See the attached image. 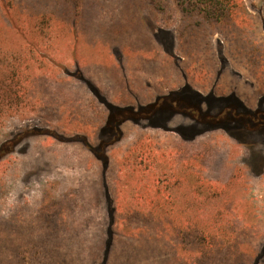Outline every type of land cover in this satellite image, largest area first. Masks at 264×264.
<instances>
[{
	"label": "rangeland",
	"instance_id": "rangeland-1",
	"mask_svg": "<svg viewBox=\"0 0 264 264\" xmlns=\"http://www.w3.org/2000/svg\"><path fill=\"white\" fill-rule=\"evenodd\" d=\"M73 1L79 6L72 8ZM244 2L261 30L264 0ZM161 4L165 9L156 11ZM180 21L176 0H0V99L12 89L29 100L28 108L15 103L16 113L0 118V145L24 130L93 139L103 126L98 100L61 64L72 74L80 67L111 104H127L132 93L142 98L156 83V74L141 68L153 66L142 55L170 41ZM213 39L224 43L219 35ZM158 63L170 76L157 85L177 86L173 62ZM157 85L154 92L161 90ZM140 132L146 134L132 151ZM126 136L105 171L81 144L48 138L32 140L27 154L0 165V264H264V169L257 151L220 132L189 143L175 132L129 125ZM184 163L198 164L216 187L200 185L198 204L191 181L169 187L171 203L191 207L184 220H196L195 240L178 236L186 224L164 229L146 219L154 179ZM151 232L161 237L141 238ZM204 234L207 240L198 244ZM109 238L114 246L104 262Z\"/></svg>",
	"mask_w": 264,
	"mask_h": 264
},
{
	"label": "trees",
	"instance_id": "trees-1",
	"mask_svg": "<svg viewBox=\"0 0 264 264\" xmlns=\"http://www.w3.org/2000/svg\"><path fill=\"white\" fill-rule=\"evenodd\" d=\"M176 3L181 21L175 33H170L171 39L165 42L164 47L167 59L181 73L177 86L158 90L149 102L132 93V103L113 105L106 92L86 77L80 67L72 74L61 64L62 71L75 78L98 100L103 126L98 127L93 139L89 134L79 133L73 136H67L66 133L61 138L58 132L48 129L37 133L20 131L1 143L0 165L16 156L27 154L32 140L48 138L58 143L81 144L105 171L114 149L126 139L129 125L152 132H175L183 142L189 143L202 135L220 132L239 146L252 152L257 151L260 155L259 163L262 161L264 164V36L260 37V33L264 32V19L261 20L263 28L260 30L258 19L250 14L244 0H176ZM71 6L75 8L79 5L73 1ZM164 9L162 4L155 7L158 12ZM152 18L158 22L157 14ZM215 34L224 43L216 42L214 46L211 42ZM179 56H184L186 60H180ZM40 57L45 59L44 55ZM194 61L200 65L192 72ZM237 68H244L250 78V83L243 88L238 80L241 73ZM257 83L258 87H262L260 92H257ZM10 97L0 99V103L6 100L9 103L7 108L0 107V118L13 116L17 111L13 107L15 103L24 108L29 107L24 92L16 93L11 89ZM145 134L140 132L133 142L132 151L137 150ZM259 163H254V166L258 168ZM198 167L195 163V168H187L184 163L182 170L174 169L164 180L159 179L157 174L152 175L158 177L150 186L154 193L148 205L151 218L146 219L149 223H160L164 229L172 224H186L188 226L184 229H177L178 236L184 233L183 239L189 240L193 235L192 239L195 240L197 234L190 231V228L196 220H184L191 212V207L187 205L182 208L171 203L169 187L173 188L180 182L187 185L191 181L193 201L198 204L200 185L211 192L216 190L215 185L209 183L203 170ZM258 174H261L260 171ZM151 235L141 238L147 241L161 237L155 232H151ZM200 235L199 238L197 236L198 244L200 240L204 244L207 237L204 234L200 239ZM161 244L162 241L158 245ZM113 246L114 240L109 238L104 262L108 261Z\"/></svg>",
	"mask_w": 264,
	"mask_h": 264
},
{
	"label": "crops",
	"instance_id": "crops-1",
	"mask_svg": "<svg viewBox=\"0 0 264 264\" xmlns=\"http://www.w3.org/2000/svg\"><path fill=\"white\" fill-rule=\"evenodd\" d=\"M250 12V11H249ZM252 13H256V11H251ZM218 34H215L214 35V37H216ZM264 36V32L262 31L261 33H260V37H263ZM213 45H214V43H216V41L213 39L212 40V42H211ZM226 43V42H225ZM164 44L165 43H160V45H162V48L161 49H158L157 51H149V50H147V52H146V54H144V55H142V60H143V63L144 62H151V64L154 66H143V67H141V68H143V70L144 71H147V70H151L152 72V74H153V72L156 74V78L157 79H155L154 77H153V75H152V77H153V79H155V81H156V83H153V84H151L150 85V87L148 88H145L146 90H145V92H144V95L143 96H141L142 97V99H144V100H146V101H151V99H153L156 95H157V92H154L153 91V88L154 87H156V85H157V83H158V81L160 82V81H162L163 79H168V77L170 76V69L168 68V69H166V68H164L163 67V70H160V68H159V66H160V64L158 63V62H160L161 63V66H163L164 65V63H168V59H167V56H166V50H165V47H164ZM215 46V45H214ZM156 52V53H155ZM151 54H156V55H159V59L157 58L156 59V62H152L154 59H152L151 58ZM180 58H181V60L182 61H185L186 60V58L184 57V56H179ZM149 62V63H150ZM136 64V63H135ZM150 64V65H151ZM200 65V63H197V62H193V66L191 67V70H192V72L196 69V67H198ZM133 66H134V63H133ZM132 66V68H134ZM172 70H174V71H177L174 67L172 68ZM238 71H240L241 73H244L246 76H247V72H246V70L244 69V68H240ZM178 72V71H177ZM179 73V72H178ZM197 74H200V72H197ZM249 78V77H248ZM250 79V78H249ZM241 84V86H242V88L243 87H245V84L244 83H240ZM158 86V89H161L162 87H159V86H161V84H159V85H157ZM152 90V91H151ZM162 90V89H161ZM158 91V90H157ZM142 95V94H141ZM129 103H132V101H127V104H129ZM127 104H125V102L124 103H121V105H127Z\"/></svg>",
	"mask_w": 264,
	"mask_h": 264
},
{
	"label": "flooded vegetation",
	"instance_id": "flooded-vegetation-1",
	"mask_svg": "<svg viewBox=\"0 0 264 264\" xmlns=\"http://www.w3.org/2000/svg\"><path fill=\"white\" fill-rule=\"evenodd\" d=\"M180 58V57H179ZM181 60V58H180ZM179 72V71H178ZM241 73V72H240ZM179 75H180V78H181V73L179 72ZM240 78H244L245 79V84H249L250 83V79L244 74V73H241L240 74ZM227 136V135H226ZM227 138H229L230 140H232L230 137L227 136ZM197 140V139H196ZM195 141V140H194ZM193 141V142H194ZM233 141V140H232ZM235 144H237L235 141H233ZM238 145V144H237ZM263 169H264V164H263Z\"/></svg>",
	"mask_w": 264,
	"mask_h": 264
}]
</instances>
